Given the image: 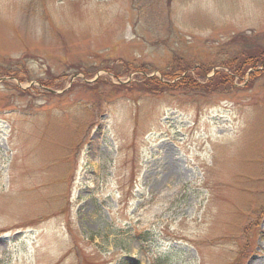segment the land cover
Returning a JSON list of instances; mask_svg holds the SVG:
<instances>
[{
  "label": "rangeland",
  "instance_id": "1",
  "mask_svg": "<svg viewBox=\"0 0 264 264\" xmlns=\"http://www.w3.org/2000/svg\"><path fill=\"white\" fill-rule=\"evenodd\" d=\"M247 43L264 0H0V264H264V76L114 89Z\"/></svg>",
  "mask_w": 264,
  "mask_h": 264
},
{
  "label": "trees",
  "instance_id": "2",
  "mask_svg": "<svg viewBox=\"0 0 264 264\" xmlns=\"http://www.w3.org/2000/svg\"><path fill=\"white\" fill-rule=\"evenodd\" d=\"M241 38L243 42L247 40L244 35L240 36L238 39ZM249 46L250 45L248 43L245 44V48H243L241 54H237L232 57L231 60L223 62L219 66L222 68L216 69L213 76L209 78L207 77L208 73L215 67H205L202 64L197 67L193 66V69H191V65L186 63L184 65L182 64L177 66V68L173 66L172 69L170 68L167 72L161 74L162 78L168 82H164L156 76H149L146 74L145 76L139 77L128 86H115L116 88L114 89L116 91L125 87L131 90L141 91L147 95L162 94V92L166 90L169 92H178L181 94L190 93L193 95L214 93L216 90L219 91L221 89L230 91L232 89L231 83L233 79L236 77H244L247 72L249 73L251 80L264 76V47L249 49ZM131 70L136 72L135 69H130L128 67L121 72L111 70L107 71L113 72L114 77L118 79L119 75H123L125 73L127 74V72H130ZM191 70L193 71L191 72ZM5 76L14 75H12L11 71L5 70ZM170 80H174V82L171 83ZM100 83L102 84V80L97 79L92 83V86H97ZM40 84L42 89L56 87L52 82L41 81ZM21 93H23V91Z\"/></svg>",
  "mask_w": 264,
  "mask_h": 264
}]
</instances>
